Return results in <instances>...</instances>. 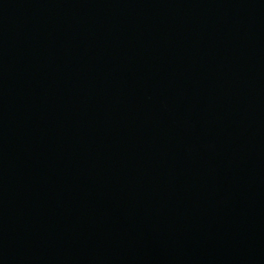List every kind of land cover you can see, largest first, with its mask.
Segmentation results:
<instances>
[{
  "label": "water",
  "instance_id": "95a60500",
  "mask_svg": "<svg viewBox=\"0 0 264 264\" xmlns=\"http://www.w3.org/2000/svg\"><path fill=\"white\" fill-rule=\"evenodd\" d=\"M0 264H264V0H0Z\"/></svg>",
  "mask_w": 264,
  "mask_h": 264
}]
</instances>
